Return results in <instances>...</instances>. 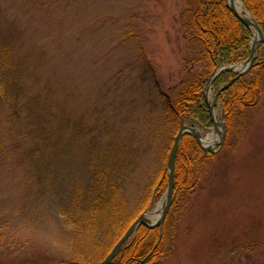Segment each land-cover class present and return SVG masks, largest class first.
Returning a JSON list of instances; mask_svg holds the SVG:
<instances>
[{
  "label": "rangeland",
  "instance_id": "1",
  "mask_svg": "<svg viewBox=\"0 0 264 264\" xmlns=\"http://www.w3.org/2000/svg\"><path fill=\"white\" fill-rule=\"evenodd\" d=\"M191 2L0 0V49L17 66L5 77H21L0 100V264L100 261L112 238L81 208L100 172L122 219L164 204L166 191L139 215L167 141L164 103L208 69L183 35ZM214 113L226 137L219 100ZM235 125L170 207L157 264H264V96Z\"/></svg>",
  "mask_w": 264,
  "mask_h": 264
},
{
  "label": "trees",
  "instance_id": "2",
  "mask_svg": "<svg viewBox=\"0 0 264 264\" xmlns=\"http://www.w3.org/2000/svg\"><path fill=\"white\" fill-rule=\"evenodd\" d=\"M240 2L259 26L264 38V0H240ZM186 11L189 15L183 24L185 27L184 38L195 40L199 44L207 61L206 68L208 69L197 75L173 99H167L164 103L167 141L160 150V165L152 187L154 197H148L144 205L139 207V215L150 208L167 189V160L180 122L183 120L184 123L196 124L204 132L212 129L213 122L203 95L212 72L218 66L238 64L246 61L250 56L251 31L230 12L227 0H192ZM16 67L9 53L0 49L1 101H6L10 94H18L12 89L11 83L9 84L11 78L5 77V72L9 77L10 73H14ZM19 78L21 79V77ZM19 78L11 80L12 84H16V80ZM232 79L234 81L229 87L219 91ZM211 88L222 107L226 137L224 143L216 147V153L204 152L190 135L182 137L175 159L171 211L178 210V202L181 197L190 195L195 184L206 172L209 163L215 160L222 150L231 147L232 132L238 125H235L236 122H239L248 112L254 111L261 102L264 96V39L258 45L257 57L246 74L236 78L231 72H223L215 78ZM92 181L87 207L81 208L88 209V212L86 210L85 213H88L90 224L87 226L91 230H94L95 222L100 217L103 220L104 233L99 238L103 236L112 238V242L105 248L106 253L100 259L101 261L110 252L111 245L116 244L134 222L136 216L133 218L134 220L121 218L124 212H121L122 208L116 204L114 195H112V188L115 184L108 177H104L103 173L93 175ZM78 218L86 221L81 213L78 214L76 220ZM165 223L166 218L162 226L158 228L150 229L140 226L109 264H157L165 252Z\"/></svg>",
  "mask_w": 264,
  "mask_h": 264
},
{
  "label": "water",
  "instance_id": "3",
  "mask_svg": "<svg viewBox=\"0 0 264 264\" xmlns=\"http://www.w3.org/2000/svg\"><path fill=\"white\" fill-rule=\"evenodd\" d=\"M227 7L230 10V12L244 25L246 26L252 34V40L250 43V56L249 58L242 63L239 64H233V65H228V66H218L215 68V70L212 72V74L210 75L208 82L205 86V92H209L210 88H211V84L212 82L215 80V78H217L221 73L223 72H231L232 74H234L237 77L242 76L244 74H246L252 67L254 60L257 57V47L258 45L262 42L263 40V33L261 31V29L259 28V26L257 25L256 22H254V20L252 19V17L246 12L244 11L243 14H237L234 9L232 8V6L230 5V0H227ZM255 33H254V31ZM232 67H235L236 70L232 69ZM234 79H232L228 84L222 86L219 91L226 89L227 87H229L232 83H233ZM218 101V97L217 95L215 96L213 102L211 104H207L210 115H211V119L213 122V127H216V123L214 120V106L216 105V102ZM196 124H190V125H186L184 123V121L182 120L180 122L179 125V129L178 132L176 134V136L174 137L173 140V145L171 147L169 156H168V160H167V173H168V185H167V189H166V193H165V201L162 207V212L159 216V218L154 222V223H147L146 222V218L145 215L148 212L145 211L144 213H142L130 226L129 228L126 230V232L123 234V236L119 239V241L113 246V248L111 249V251L109 252V254L98 264H109L115 257L116 255L120 252V250L122 249V247L129 241V239L131 238L132 234L140 227V226H144L150 229L153 228H158L161 227L162 224L164 223V220L170 210L171 207V203H172V197H173V189H174V180H175V159H176V154H177V150L178 147L180 145L181 139L184 135H190L192 136L196 143L198 144V146L204 151V152H210V153H216V151H214V149L218 146H221L223 144L224 138H225V134L221 133V138L219 140V142H217V144H215L212 147H204L200 141V136L198 135V130L196 128ZM221 126V130L223 131V125L220 124ZM224 133V131H223Z\"/></svg>",
  "mask_w": 264,
  "mask_h": 264
},
{
  "label": "bare ground",
  "instance_id": "4",
  "mask_svg": "<svg viewBox=\"0 0 264 264\" xmlns=\"http://www.w3.org/2000/svg\"><path fill=\"white\" fill-rule=\"evenodd\" d=\"M230 5L232 6V8L234 9V11L237 14H240V15L243 14V9H242V6H241L239 0H230ZM253 31H254V29H253ZM254 33H255V31H254ZM232 69L236 70L235 67H232ZM213 115H214V120L216 123V127L213 129V131L206 136H203L199 132H197L198 135L200 136V141L204 147L214 146L215 144H217V142L221 138L220 123L218 121V118L216 117V114L214 113ZM162 207H163V205H160L157 208H153V209L148 210V212L145 215L146 222L149 224L154 223L159 218V216L162 212Z\"/></svg>",
  "mask_w": 264,
  "mask_h": 264
}]
</instances>
